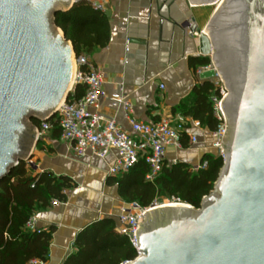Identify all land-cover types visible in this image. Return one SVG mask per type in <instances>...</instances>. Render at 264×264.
Masks as SVG:
<instances>
[{
  "label": "water",
  "instance_id": "water-1",
  "mask_svg": "<svg viewBox=\"0 0 264 264\" xmlns=\"http://www.w3.org/2000/svg\"><path fill=\"white\" fill-rule=\"evenodd\" d=\"M74 3L0 0V181L31 159V120L52 118L71 91L75 52L54 20ZM190 31L214 66L199 78L218 73L227 89L223 166L199 208L148 212L136 231L138 256L123 264H264V0H223L204 31L196 23Z\"/></svg>",
  "mask_w": 264,
  "mask_h": 264
},
{
  "label": "crops",
  "instance_id": "crops-1",
  "mask_svg": "<svg viewBox=\"0 0 264 264\" xmlns=\"http://www.w3.org/2000/svg\"><path fill=\"white\" fill-rule=\"evenodd\" d=\"M100 1L109 22V41L88 55L102 72L107 92L98 112L129 132L132 119L153 123L164 116H184L189 133L199 143L188 147L187 139L181 150L169 147L167 161L198 163L210 150V130L182 114L180 106L194 102V88L202 82L192 60L205 55L200 51V33L190 29L196 23L203 30L209 19L203 11L208 6L190 0ZM124 102L131 105L130 112L125 111ZM57 128L30 150L35 174L50 171L74 185L65 191V201L55 200L34 214L36 228L51 234L47 264H62L74 253L76 237L88 225L105 218L118 222L124 200L117 185L109 183L114 176L108 170L117 158L116 151L105 159L90 152L78 157L61 133L54 135Z\"/></svg>",
  "mask_w": 264,
  "mask_h": 264
},
{
  "label": "trees",
  "instance_id": "trees-1",
  "mask_svg": "<svg viewBox=\"0 0 264 264\" xmlns=\"http://www.w3.org/2000/svg\"><path fill=\"white\" fill-rule=\"evenodd\" d=\"M54 23L72 43L76 55H89L94 47L105 46L109 41L108 18L86 0H77L69 10L59 11ZM192 62L197 70L207 66L210 58L197 57ZM215 92L211 79L202 80L194 88V102L181 104L182 114L213 131L218 125L213 112ZM84 93V87L78 86L70 96L80 99ZM48 121L57 126L53 117ZM33 123L39 127L42 120L34 119ZM60 133V128L55 129V136ZM186 141L187 138L184 139L185 147ZM202 159L208 161V166L198 171H193L191 164L183 161L174 164L167 161L162 173L152 182L146 180L149 166L141 159L129 171L111 177L109 183L117 185L119 195L125 201H137L143 207L150 206L158 194L165 193L199 208L203 197L214 189L223 166V160L215 150H207ZM73 186L70 179L50 171L35 174L24 160L11 169L0 181V264H29L33 259H48L50 231H32L27 228V222L53 201H65V191ZM117 224V220L105 218L85 227L76 237V251L62 264H123L135 259L136 248L126 235L116 230Z\"/></svg>",
  "mask_w": 264,
  "mask_h": 264
},
{
  "label": "built area",
  "instance_id": "built-area-1",
  "mask_svg": "<svg viewBox=\"0 0 264 264\" xmlns=\"http://www.w3.org/2000/svg\"><path fill=\"white\" fill-rule=\"evenodd\" d=\"M86 1L90 2L94 8L104 10V4L100 0ZM73 62L74 74L71 91L57 108L53 118L61 129V138L73 145L74 153L78 157L90 152L101 159H105L111 152L116 151L117 158L108 170L111 176L129 171L141 159H144L149 166L146 180L152 182L162 173L166 165V154L169 147L177 150L183 149L185 138L188 139V147L194 148L199 143L197 136L189 133L188 123L182 115L164 116L153 123L132 119L130 121L132 132L123 129L113 119H107L98 112L102 98L107 96L102 72L86 54H74ZM211 68H214V66L210 59L207 66L200 67L197 70V75L199 76L201 72ZM211 80L216 88L212 101L213 112L218 125L216 129L209 133V148L215 150L217 156L221 157L224 162L223 142L228 129V122L223 111L222 102L227 94V89L218 73ZM78 86L84 87L85 93L82 98L74 99L70 94H74ZM162 88H164V85H162ZM124 109L126 112L132 110L128 102H124ZM53 128L52 122L42 120L41 125L37 127L38 140H44ZM176 162L178 160L174 159L169 163L174 164ZM207 166L208 161L201 158L198 163L191 165V169L198 171ZM182 203L185 202L177 197H170L166 203L159 204L155 200L150 206L143 207L137 201L127 202L123 200L116 229L120 234L126 235L137 250L138 238L136 231L140 224L144 223L145 215L156 209L158 205ZM36 223V217L33 215L26 226L32 231L40 230L36 228ZM29 264H47V260L33 259Z\"/></svg>",
  "mask_w": 264,
  "mask_h": 264
},
{
  "label": "rangeland",
  "instance_id": "rangeland-1",
  "mask_svg": "<svg viewBox=\"0 0 264 264\" xmlns=\"http://www.w3.org/2000/svg\"><path fill=\"white\" fill-rule=\"evenodd\" d=\"M222 1V0H221ZM220 1V2H221ZM219 2H217V4H215V5H210V6H208V7H206L205 8V11H203V13H205V15H204V18L205 19H207V17H209L210 18V16H211V14L213 13V11L217 8V6L220 4H218ZM204 10V9H203ZM207 23V22H206ZM205 25L206 24H204L202 27H203V31H204V29H205ZM42 118V117H41ZM31 122H33L32 120H31ZM33 158H31V159H29V160H27V159H25L24 161L27 163V164H29V162L32 160ZM35 172V171H34ZM169 196L167 195V194H165V193H161V194H158L157 195V198H156V202L157 203H159V204H163V203H166L168 200H169ZM163 207V206H162ZM158 208H160V206L158 207ZM157 208V209H158ZM155 210V209H154Z\"/></svg>",
  "mask_w": 264,
  "mask_h": 264
},
{
  "label": "bare ground",
  "instance_id": "bare-ground-1",
  "mask_svg": "<svg viewBox=\"0 0 264 264\" xmlns=\"http://www.w3.org/2000/svg\"><path fill=\"white\" fill-rule=\"evenodd\" d=\"M220 1H221V0H219L218 2L221 4V2H222L223 0H222L221 2H220ZM219 3H218V4H219ZM220 4H219V5H220ZM219 5H218V6H219ZM73 65H74V62H73ZM73 74H74V71H73ZM71 82L73 83V77H72ZM72 83H70V84L72 85ZM171 205H176V204L158 205L157 208H158L159 206H160V208H161L162 206H171Z\"/></svg>",
  "mask_w": 264,
  "mask_h": 264
}]
</instances>
